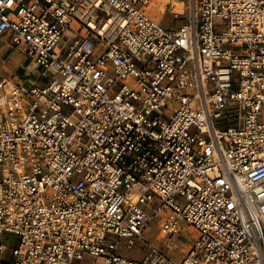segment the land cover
Returning a JSON list of instances; mask_svg holds the SVG:
<instances>
[{"label": "built area", "instance_id": "obj_1", "mask_svg": "<svg viewBox=\"0 0 264 264\" xmlns=\"http://www.w3.org/2000/svg\"><path fill=\"white\" fill-rule=\"evenodd\" d=\"M156 1L0 0V264H264V0Z\"/></svg>", "mask_w": 264, "mask_h": 264}, {"label": "rangeland", "instance_id": "obj_2", "mask_svg": "<svg viewBox=\"0 0 264 264\" xmlns=\"http://www.w3.org/2000/svg\"><path fill=\"white\" fill-rule=\"evenodd\" d=\"M157 2L156 5L148 10V13L151 17L161 22L166 28L180 27L187 22V18L190 14V10L188 9L190 0H168V4H166V0ZM163 7H166L165 10L161 9ZM172 11L183 15H179L180 17L176 18L172 14ZM76 29V26H71V30ZM7 39L8 35L0 37V51L3 54L0 60L2 73L6 78H26L25 67L29 63V60L25 56V51L7 47L5 44ZM181 229L182 231L179 236L170 239L161 235V224L160 222H156L145 234V239L148 243L162 248L172 259L180 261L198 239V233L189 227L187 223H182ZM0 240L11 243L16 241V238L6 234L3 236L0 235ZM127 246L128 241L123 240L121 242V254L124 257L132 260H138L143 257L144 242H137L132 249H128ZM99 263H102V261H99Z\"/></svg>", "mask_w": 264, "mask_h": 264}, {"label": "bare ground", "instance_id": "obj_3", "mask_svg": "<svg viewBox=\"0 0 264 264\" xmlns=\"http://www.w3.org/2000/svg\"><path fill=\"white\" fill-rule=\"evenodd\" d=\"M157 1L160 2V0H157ZM157 1H156V3H155L154 5H156V4L158 3ZM167 2H168V0H166V4H168ZM165 8H166V7H163V8H161V9H162V10H165Z\"/></svg>", "mask_w": 264, "mask_h": 264}, {"label": "crops", "instance_id": "obj_4", "mask_svg": "<svg viewBox=\"0 0 264 264\" xmlns=\"http://www.w3.org/2000/svg\"><path fill=\"white\" fill-rule=\"evenodd\" d=\"M1 55H3V54L1 53Z\"/></svg>", "mask_w": 264, "mask_h": 264}]
</instances>
